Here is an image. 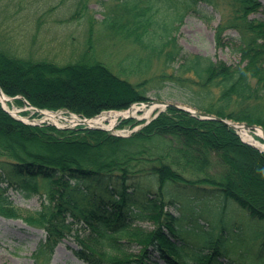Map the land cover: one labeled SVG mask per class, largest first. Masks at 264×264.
Wrapping results in <instances>:
<instances>
[{
    "label": "trees",
    "instance_id": "obj_1",
    "mask_svg": "<svg viewBox=\"0 0 264 264\" xmlns=\"http://www.w3.org/2000/svg\"><path fill=\"white\" fill-rule=\"evenodd\" d=\"M224 1L229 17L216 26L215 44L239 55L235 66L184 53L174 34L187 14L212 18L206 9L219 12L221 0H125L100 22L135 43L138 54L146 51L130 68L115 73L90 54L91 41L78 59L59 65L19 57L0 40V88L17 106L91 119L147 103L151 82H170L198 112L264 131V21L251 18L264 5ZM229 29L238 37L227 39ZM152 59L169 72L130 80ZM196 90H215L217 99L206 101ZM126 125L142 126L119 136L29 125L0 104V216L44 232L33 264H49L68 237L85 264H264V152L230 126L174 105L147 124ZM8 187L26 199L44 196L40 208L22 211Z\"/></svg>",
    "mask_w": 264,
    "mask_h": 264
},
{
    "label": "rangeland",
    "instance_id": "obj_2",
    "mask_svg": "<svg viewBox=\"0 0 264 264\" xmlns=\"http://www.w3.org/2000/svg\"><path fill=\"white\" fill-rule=\"evenodd\" d=\"M125 0H0V40L4 41L9 51L19 57H28L32 60H46L59 65L71 63L88 50V41H91L93 54L97 59L107 64L115 73L120 69L130 68V64L137 56H144L146 51L131 44L130 41L122 38L120 34L112 35L113 30L103 29L101 20L109 13L110 9L118 2ZM264 5V0H260ZM220 11L216 12L207 8L208 15L212 18L205 20L187 14L181 22H176L175 37L184 53L197 54L209 57L214 61L221 60L227 65L235 66L239 62V55L231 48L218 49L215 44V28L223 22V17H229L227 5L221 0ZM174 8V7H173ZM173 12H168L169 18ZM114 15V14H112ZM251 18L264 21V12L253 14ZM168 20V19H167ZM115 31V30H114ZM227 39L238 37L236 30L229 29L224 34ZM136 64V63H135ZM152 59L150 68L142 73L131 75L130 80L140 81L144 78H151L169 69ZM147 73V74H145ZM148 85L147 103L133 104L124 111H105L88 120V123L99 119L97 124L103 130L114 135H130L142 125L130 127L121 126L123 120L133 119L146 124L169 105L183 108L182 110L197 111L180 99L183 96L179 85L165 82L161 86ZM174 85V86H173ZM177 86V87H176ZM158 87H161L160 90ZM158 88V89H157ZM184 91V90H183ZM192 92V91H189ZM198 92V90H196ZM200 97L206 101L215 102L217 92L210 91L211 95L205 92H198ZM8 98L2 107L18 119L24 120L29 125H53L58 129L75 128L87 125H74L72 118H82L67 111H36L25 103L24 106H17L13 99ZM165 105H167L165 107ZM132 112V114H130ZM44 113L60 115L57 122H52ZM83 120V119H82ZM225 120V119H224ZM234 127L241 138L240 127L246 123H238L226 120ZM248 125V124H247ZM254 126V125H250ZM102 130V129H100ZM248 134L253 135L256 129L249 130ZM263 135V134H262ZM242 140V138H241ZM260 143H264L263 137H257ZM243 141V140H242ZM244 143L260 150L250 142ZM7 187V185H3ZM14 204L22 211H33L40 208L44 196L34 194L31 198H24L14 188H6L5 193ZM142 229H147L148 224L138 223ZM44 232L40 229L30 227L20 219H5L0 216V264H33V253L36 251L40 240L44 239ZM74 237H68L55 248L49 264H85L75 257L73 249L76 248ZM136 251V248H131Z\"/></svg>",
    "mask_w": 264,
    "mask_h": 264
},
{
    "label": "bare ground",
    "instance_id": "obj_3",
    "mask_svg": "<svg viewBox=\"0 0 264 264\" xmlns=\"http://www.w3.org/2000/svg\"><path fill=\"white\" fill-rule=\"evenodd\" d=\"M0 100L6 104V102H8V98L5 96V95H1L0 94ZM46 115V117L48 119H50L52 122H57V119L56 118H61V117H58L60 115H56L55 114H51V113H44ZM130 114H132V112H130ZM78 120H76L75 118H72V122L74 125H77V122ZM100 120L97 119V120H93L91 122H89V126L90 125H94V126H98L97 124H99ZM90 128V127H89ZM240 131H241V138L243 141H246V142H250L251 144L255 145L256 147H258L260 150L264 151V143H260L258 142L257 140H255L257 137H263L262 135V131L260 129H256L255 130V133L253 135H250L248 134V131L246 130V128L244 127H240Z\"/></svg>",
    "mask_w": 264,
    "mask_h": 264
},
{
    "label": "water",
    "instance_id": "obj_4",
    "mask_svg": "<svg viewBox=\"0 0 264 264\" xmlns=\"http://www.w3.org/2000/svg\"><path fill=\"white\" fill-rule=\"evenodd\" d=\"M0 94L1 95H4L3 94V92H2V90H1V88H0ZM3 103V102H2ZM3 105V104H2ZM167 105H165V107H166ZM3 108H4V106H3ZM178 108H180V107H178ZM180 109H183V108H180ZM185 110V109H184ZM185 111H187V112H189V113H191L193 116H197V117H199L200 119H211V120H216V121H219V122H221V123H223V124H225V125H228V126H230L231 128H235L236 130H237V128H239V127H234V126H232V124H229L226 120H224V119H222V118H219V117H215V116H211V115H208V114H205V113H203V112H197V111H191V110H188V109H186ZM14 118H16L15 116H13ZM16 119H18V118H16ZM19 120V119H18ZM147 123H149V122H147ZM146 123V124H147ZM78 124L79 125H87L88 127H90V128H92V129H102L103 130V128L102 127H99V126H94V125H90L89 126V124H88V121L87 120H78ZM242 127H244V128H246V129H249V130H253V129H260L261 131H262V134L264 135V131H263V129H261L260 127H257V126H250V125H247V124H243L242 125Z\"/></svg>",
    "mask_w": 264,
    "mask_h": 264
}]
</instances>
